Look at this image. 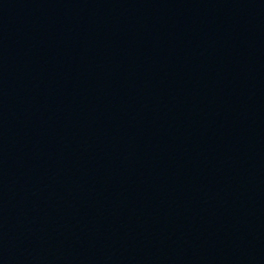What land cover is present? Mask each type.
I'll use <instances>...</instances> for the list:
<instances>
[{
    "label": "water",
    "instance_id": "water-1",
    "mask_svg": "<svg viewBox=\"0 0 264 264\" xmlns=\"http://www.w3.org/2000/svg\"><path fill=\"white\" fill-rule=\"evenodd\" d=\"M0 264H264V0H0Z\"/></svg>",
    "mask_w": 264,
    "mask_h": 264
}]
</instances>
